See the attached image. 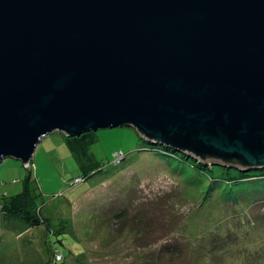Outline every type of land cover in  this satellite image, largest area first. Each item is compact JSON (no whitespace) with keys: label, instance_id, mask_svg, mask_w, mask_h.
I'll return each mask as SVG.
<instances>
[{"label":"water","instance_id":"obj_1","mask_svg":"<svg viewBox=\"0 0 264 264\" xmlns=\"http://www.w3.org/2000/svg\"><path fill=\"white\" fill-rule=\"evenodd\" d=\"M120 127L264 169V0H0V164Z\"/></svg>","mask_w":264,"mask_h":264},{"label":"rangeland","instance_id":"obj_2","mask_svg":"<svg viewBox=\"0 0 264 264\" xmlns=\"http://www.w3.org/2000/svg\"><path fill=\"white\" fill-rule=\"evenodd\" d=\"M87 134L101 168L78 184L62 133L43 139L30 170L0 164V203L31 174L44 220L5 223L0 210V264H264V169L165 158L131 127Z\"/></svg>","mask_w":264,"mask_h":264},{"label":"trees","instance_id":"obj_3","mask_svg":"<svg viewBox=\"0 0 264 264\" xmlns=\"http://www.w3.org/2000/svg\"><path fill=\"white\" fill-rule=\"evenodd\" d=\"M65 141L69 149L78 156L79 160L81 161V166L84 169V178H77L75 183L77 182L76 184H78L82 182L83 179L86 180L95 175L101 168L98 163H95L93 161V156L89 153L92 145L95 143V137L91 134H84L78 138H65ZM157 146L161 148L160 153L166 156L165 158L173 159L177 158L179 155H185L179 152H175L171 149H167L160 145ZM185 156L190 157L188 155ZM193 159L197 162L196 166H203L202 162L196 160L195 158ZM27 170H30V168H27ZM238 170L241 172L246 171L240 169ZM31 183L32 178L31 174H29L25 180L24 188L20 193H17L10 197L6 196V194L4 195L6 201L4 203H0V210L2 211V219L5 223L15 220L22 221L30 228L42 225L44 220H42L40 217L41 208L36 204L37 197L30 188ZM7 198H9V200ZM36 208L39 209V211H37ZM61 258V255H55L56 261L61 260Z\"/></svg>","mask_w":264,"mask_h":264},{"label":"built area","instance_id":"obj_4","mask_svg":"<svg viewBox=\"0 0 264 264\" xmlns=\"http://www.w3.org/2000/svg\"><path fill=\"white\" fill-rule=\"evenodd\" d=\"M28 168H29V166H28Z\"/></svg>","mask_w":264,"mask_h":264},{"label":"bare ground","instance_id":"obj_5","mask_svg":"<svg viewBox=\"0 0 264 264\" xmlns=\"http://www.w3.org/2000/svg\"><path fill=\"white\" fill-rule=\"evenodd\" d=\"M30 166V165H29Z\"/></svg>","mask_w":264,"mask_h":264}]
</instances>
